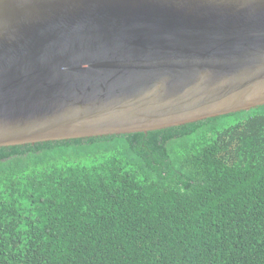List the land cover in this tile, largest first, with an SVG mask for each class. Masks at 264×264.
Masks as SVG:
<instances>
[{
    "label": "trees",
    "instance_id": "trees-1",
    "mask_svg": "<svg viewBox=\"0 0 264 264\" xmlns=\"http://www.w3.org/2000/svg\"><path fill=\"white\" fill-rule=\"evenodd\" d=\"M0 264H264V106L0 148Z\"/></svg>",
    "mask_w": 264,
    "mask_h": 264
},
{
    "label": "water",
    "instance_id": "water-1",
    "mask_svg": "<svg viewBox=\"0 0 264 264\" xmlns=\"http://www.w3.org/2000/svg\"><path fill=\"white\" fill-rule=\"evenodd\" d=\"M264 106V0H0V148Z\"/></svg>",
    "mask_w": 264,
    "mask_h": 264
}]
</instances>
